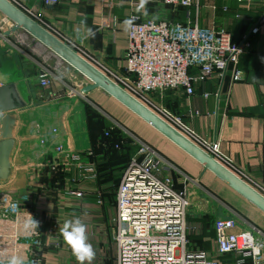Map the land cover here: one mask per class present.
Here are the masks:
<instances>
[{"label":"crops","instance_id":"1","mask_svg":"<svg viewBox=\"0 0 264 264\" xmlns=\"http://www.w3.org/2000/svg\"><path fill=\"white\" fill-rule=\"evenodd\" d=\"M12 1L41 10L44 20L59 36L75 42L98 60L94 64L101 70L104 66L120 72L125 71L128 48V28L123 22L130 19L132 11L140 20L184 21L189 10L173 8L162 0H147L143 6L141 0H59L54 5L44 0ZM196 1L199 11L196 6L190 8L192 20L197 19L201 26L224 29L235 40L249 34L264 10V0ZM76 28L81 30L80 39L76 38ZM86 28L94 31V38H83ZM8 37L19 48L0 42V64L9 65L27 81L31 104L13 111L17 121L12 173L0 183V189L12 191L23 206L38 213V229L46 244L39 249L38 264L76 263L70 261V248L59 231L66 220L79 217L87 225V232L103 236H110L115 228L116 193L124 170L117 176L127 153L115 151L120 142L105 139L109 123L100 109L152 145L179 170L199 180L201 187L190 190L187 221L193 227L203 221L196 234L200 250L213 254L217 250L218 218L241 217L246 221L239 222L242 228L253 224L264 230L263 211L107 92L95 88L83 96H70V86L84 88L90 82L66 62L58 58L53 68L56 76L48 86H41V66L49 65L40 51L46 48L21 30ZM250 40V50L238 62L242 80L232 82L230 72L224 80L214 75L197 85L192 95L169 90L159 99L168 113L180 117L179 124L169 123L191 140L202 137L216 142L220 162L260 189L264 187V25L257 34L250 35ZM94 110L103 119L92 115ZM55 144H62L67 154H78L80 159L56 153ZM136 151V147L134 153L130 151L129 158ZM90 164L95 166V177L84 170ZM167 171L180 188L179 175ZM52 241H59V245H47ZM218 258L232 260V256Z\"/></svg>","mask_w":264,"mask_h":264},{"label":"built area","instance_id":"2","mask_svg":"<svg viewBox=\"0 0 264 264\" xmlns=\"http://www.w3.org/2000/svg\"><path fill=\"white\" fill-rule=\"evenodd\" d=\"M58 2L44 0L45 4ZM162 2L173 8L189 10L196 6L197 11L200 6L196 0ZM14 3L91 63H99L78 44L60 37L57 30L44 20L41 10ZM189 10L184 21L140 20L132 11L125 71L102 65V71L122 88L161 117L165 116V120L176 124L180 123V117L168 113L159 98L169 90H183L185 94L192 95L197 85L214 75L224 80L230 72L232 82L242 80L239 58L251 48L250 35L257 34L264 25L263 10L249 34L235 40L224 29L201 26L197 19L193 21ZM12 25V21L3 15L0 20V42L13 48L15 42L5 34ZM55 76L49 66H41V86H48ZM68 94L72 97L83 96V88L70 86ZM155 94L158 103L155 102ZM99 111L109 123L106 136L117 129L126 143L137 148L123 171L116 193L115 264H264V230L253 224L242 228L239 222L246 221L241 217H223L215 222L218 255L232 256V260L223 261L218 257H209L205 251L188 249L190 190L201 187L199 180L179 170L152 145L109 114L101 109ZM41 141L45 142L44 139ZM193 141L218 161L222 158L216 142L202 137H196ZM115 147L119 148L120 145L116 144ZM53 150L72 160L80 159L78 154H67L62 144H55ZM84 170L88 176H96L93 164L84 166ZM167 170L179 175L181 188H176L169 177H162ZM258 190L264 195V187ZM33 219L36 222L39 219L34 209L18 204L8 190L0 189V264H8L12 256L23 257L25 264L39 263V249L46 244L38 227L34 230L28 227V222ZM49 243L47 245H59V241Z\"/></svg>","mask_w":264,"mask_h":264},{"label":"water","instance_id":"3","mask_svg":"<svg viewBox=\"0 0 264 264\" xmlns=\"http://www.w3.org/2000/svg\"><path fill=\"white\" fill-rule=\"evenodd\" d=\"M0 14L6 16L13 23L6 30V35L23 30L89 80L90 83L83 88V92L86 93L95 88L104 90L264 212V195L258 189L131 95L100 68L33 19L12 0H0ZM30 97L31 91L27 81L20 74L12 71L9 65L1 63L0 113L3 115L0 118V183L7 181L12 173L11 154L15 146L13 132L17 121L13 111L29 106L31 104ZM9 193L18 204H21L12 191Z\"/></svg>","mask_w":264,"mask_h":264},{"label":"rangeland","instance_id":"4","mask_svg":"<svg viewBox=\"0 0 264 264\" xmlns=\"http://www.w3.org/2000/svg\"><path fill=\"white\" fill-rule=\"evenodd\" d=\"M178 21H180V20H178ZM21 31H23V30H21ZM30 38H33V37L30 36ZM34 41L35 40L32 39V43H30V47H32V48H33ZM40 52H41V56L44 59L47 58L46 62L49 65V68L54 72V74H56L55 73L56 71H54L53 68L56 69L55 62H56V60L59 57H57L54 53H52L47 48L44 49L43 52L42 51H40ZM51 55H53L54 57H51ZM155 99H156L155 102L158 103L157 94H155ZM124 165H125V162L122 161L121 164H120L121 168L118 171L119 172L118 176H117L118 178L121 175L122 171L124 170L123 169ZM162 177L164 179H166L168 177L167 173L163 172ZM171 181H173V180H171ZM173 183H174V181H173ZM174 186L177 188L175 183H174ZM181 187H182V185H181ZM190 205H189V209L191 207ZM189 209H188V213H189ZM115 216H116V214H115ZM199 224L201 225V227L204 225L203 221H200ZM199 224H197L196 227H193V226L190 225L189 222L187 223V244H188V246L191 249L195 248L196 251L200 250L199 242H198L199 238L196 235V234H198L197 230H199V227H200ZM192 234H194V235H192ZM87 235H88L89 243H91L93 245V248L95 249V252H96V255H95L94 260L92 261V264H115L116 263V238H115V235H114V230H113V233H111L110 236H103L100 233H97L96 231L95 232H87ZM69 250H70V253H69L70 261L76 262L75 264H78V262L76 261L75 257L72 255L71 249H69ZM201 251H205L207 253V255L209 257H211V258L219 256L217 250L214 252V254L210 253V252H208L206 250H201Z\"/></svg>","mask_w":264,"mask_h":264},{"label":"clouds","instance_id":"5","mask_svg":"<svg viewBox=\"0 0 264 264\" xmlns=\"http://www.w3.org/2000/svg\"><path fill=\"white\" fill-rule=\"evenodd\" d=\"M147 0H141V6H143ZM126 28L132 26V19H127L124 22ZM76 38H81L80 28L75 29ZM94 38L95 33L91 28H86L83 38ZM28 227L32 230L38 227V222L34 219L28 222ZM60 234L63 237L65 244L71 249L72 255L75 257L78 264H92L95 258L96 252L93 245L89 243L87 235V225L76 217L74 219L66 220L63 226L59 229ZM8 264H25V260L20 256H12L8 260Z\"/></svg>","mask_w":264,"mask_h":264},{"label":"trees","instance_id":"6","mask_svg":"<svg viewBox=\"0 0 264 264\" xmlns=\"http://www.w3.org/2000/svg\"><path fill=\"white\" fill-rule=\"evenodd\" d=\"M179 8H182V7H179ZM92 112H93V113H91L92 115H97V116H99L100 119H103L102 116H101V114L98 111L94 110ZM108 128H109V124L106 126L105 131ZM105 131H104V137H105V139H112L113 138L114 140L120 142L119 143L120 147L119 148H114L115 151H117V152L118 151L119 152L122 151V152H126L127 153V155H126V157L124 159L125 165H124L123 169H125L126 166H127V164L129 163V160L131 159V158H129L130 157V154L129 153H130V151H133V153L135 152V146L129 145L128 143H126L124 141V136L122 135V133L119 130H117V129L111 130V132H110V134L108 136L105 135Z\"/></svg>","mask_w":264,"mask_h":264}]
</instances>
